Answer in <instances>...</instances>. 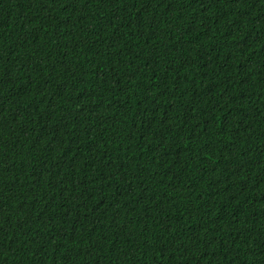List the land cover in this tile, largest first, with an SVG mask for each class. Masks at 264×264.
I'll return each instance as SVG.
<instances>
[{
  "label": "trees",
  "instance_id": "16d2710c",
  "mask_svg": "<svg viewBox=\"0 0 264 264\" xmlns=\"http://www.w3.org/2000/svg\"><path fill=\"white\" fill-rule=\"evenodd\" d=\"M0 264H264V0H0Z\"/></svg>",
  "mask_w": 264,
  "mask_h": 264
}]
</instances>
